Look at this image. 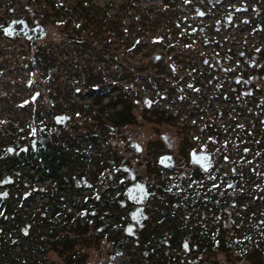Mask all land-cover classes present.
Listing matches in <instances>:
<instances>
[{
  "label": "flooded vegetation",
  "instance_id": "af4514ba",
  "mask_svg": "<svg viewBox=\"0 0 264 264\" xmlns=\"http://www.w3.org/2000/svg\"><path fill=\"white\" fill-rule=\"evenodd\" d=\"M3 1L4 4L0 3L1 76L5 54L19 52L17 46L6 44L22 41L28 48L29 42H44L7 35L4 30L7 23L18 19L29 27L47 23L45 20L52 19V13L60 9L59 17H66L76 3L69 6L68 0ZM113 1L104 0L103 6ZM131 1L125 0V6H121L127 10ZM262 1L254 0L252 7L245 0L240 4L206 0L201 6L191 0L189 5H194V19H200L199 15L213 19L218 8L224 6L221 10L227 13L222 14V19L208 24L214 32L222 29L229 32L232 26L239 33L245 25L254 22V32L264 37ZM6 6L9 19L3 16ZM110 16V33L117 36L118 14ZM72 18L79 23L77 26L83 25V14ZM204 33V28H199L198 35ZM123 46L126 52L131 48L127 42ZM218 63L210 67L203 63V67L217 71ZM218 71L221 72L218 79L215 74L211 79L189 82L196 98L191 117V129L196 128V133L190 142L181 135L172 142L161 134L164 151L151 162L146 156L148 145L143 134L138 135V130L133 133L131 129L115 131L113 125H127L128 120H114L106 135L99 126V109L92 110L94 126L85 128V117L90 116L85 114L86 101H94L93 104L101 101L99 94L90 93L89 88L83 95L76 90L77 94L60 98L65 105L69 102L63 107V115L68 117L66 124L61 125H55L54 114L47 115L43 108L51 107L55 99L44 96L46 87L40 85L42 89L28 97L33 117L29 137L24 138L20 129L6 149L4 141H0V162L14 164L12 172L0 174V181H7L0 186V193L7 194L0 198V211L3 220L11 224L20 212L17 204L28 200L33 220L25 227L19 226V234L27 238L37 233L39 226H47L50 237L45 248H39L45 256L35 264H49L51 260L46 257L50 252L68 253L66 262L61 261L66 264H264V171L260 162H226L230 157L243 159L251 144L252 151L259 153L262 85L252 75L229 79L225 68ZM124 80L129 82L127 78ZM92 82L86 81V85ZM220 118L232 124L231 134L238 136L235 137L238 144L235 150L228 146V155L218 150L215 156L216 151H212L215 146H205L201 134L206 129L218 133L226 129L228 122L215 123ZM211 122L215 124L209 126ZM87 126L91 127L90 123ZM62 229L75 230L78 237L59 239L56 235L61 236ZM7 240L13 248L20 244L19 238L11 234L3 238L4 242ZM87 243L95 252L91 258L84 251L80 254ZM76 245L77 252L72 255ZM3 249L0 245L4 263L8 257ZM23 263L29 264L25 260Z\"/></svg>",
  "mask_w": 264,
  "mask_h": 264
},
{
  "label": "rangeland",
  "instance_id": "374dc122",
  "mask_svg": "<svg viewBox=\"0 0 264 264\" xmlns=\"http://www.w3.org/2000/svg\"><path fill=\"white\" fill-rule=\"evenodd\" d=\"M74 1L68 0L67 2L70 6ZM203 1L206 0H194L198 6L203 5ZM241 1L229 0L230 3L238 4ZM245 1L251 7L255 4L254 0ZM90 2L92 11L100 9L104 0H91ZM190 2L191 0H170L169 2L166 0H132L131 7L125 10L121 6H125V0H115L108 5V14H118L117 36L109 30L100 29V25L89 23L84 30L80 29L75 37V34L69 30L76 28L74 25L79 23L72 17L84 14V11L74 13L68 11L65 14L66 17L61 18L59 16L62 11L59 8V12L52 13V19L45 20L47 23L41 24L47 28L43 41L51 48L48 55L54 75L51 82L45 79L38 82L36 74H43L40 66L30 71L28 60L31 58L32 50L27 48L25 43L14 41L6 44V46H17L19 52L5 54L4 74L0 75V141H4L5 149L14 141L20 129L23 130L24 138L30 135L29 124L33 117L27 100L34 91L46 87L48 91L43 93L44 96L54 97L53 100H56L61 109L56 111L52 107L54 104L49 108L44 105L45 113L52 116L49 112L52 109V112L56 111L54 116H64L65 102L60 99L62 96L75 95L76 90H80L78 94L83 95L88 88L100 86L106 91L107 86L116 85L117 87L108 93L102 92L104 96L101 101H97V104H93L94 101L93 103L86 101L88 103H86L85 114H90V116L85 117V128L94 126L95 122L91 113L92 110L99 109V126L107 135L109 127L115 123L114 120L119 114L116 111L123 106L121 103L114 104L115 108H109L105 114L101 112V106L106 104L110 98L120 99L124 98L120 96L121 94H126L130 99V101L127 100L128 98L125 100L130 103L131 116L127 125L113 126L117 133L131 129L133 133L138 130V135L143 134L145 145H148L146 156L149 158L148 162H151L155 160L157 154L164 151V145L160 139L161 134H165L172 142L173 138L178 135H181L184 141L187 139L186 141L190 142L192 134L196 133V128L191 129L193 122L191 117L196 98L190 91L189 82L192 79H211L215 77V74L218 79L221 72L211 71L203 67V63H207L209 67L211 64L215 65L217 61L225 65L227 59L228 66L234 64L236 71L241 70V75L237 72L233 75H226L227 78L231 79L233 76H235L234 79L241 76L248 78L252 75L254 79L259 80L262 85V105L259 153L252 151L253 144H251L252 148H249V152L243 159L230 157L226 162H260V169L264 171V37L254 32V22L245 25L242 28L243 31L239 33L236 32L235 27L230 28L229 32L223 29L214 32L213 26L208 24L222 19V14L227 13L221 10L224 6L218 8L219 11L215 12L216 16L213 19L205 17L194 19V5H189ZM0 3L4 4V1L0 0ZM17 7L23 10L22 7ZM202 8L205 9L206 6ZM4 12L3 16L9 19L8 7ZM242 14L249 15L247 12ZM57 17L59 19L55 20ZM199 28H204V36L198 35ZM90 29H95V32ZM125 42L130 43L132 47L127 52L122 47ZM126 73L127 77H125ZM124 78H127L129 82L125 83L127 80ZM92 80L97 84L94 85L95 82L93 83ZM86 81L92 83L86 85ZM146 99L151 100V103H147ZM75 100L78 101V98ZM78 102L81 104L82 101ZM149 104L150 106L147 107ZM125 118L128 119L126 116ZM226 122H228V127L220 130V133L206 129V132L201 134L205 146H215L216 149L212 150L216 151L215 156L218 150L228 155V146L235 150L238 144L235 141V137L238 136L231 134L232 124L229 120L220 118L215 123L225 124ZM11 123L15 128L11 126ZM88 123L91 127L87 126ZM215 123L211 122L209 126ZM239 126L237 124L238 129ZM256 139L258 141L257 134ZM254 154L255 157H253ZM218 161L221 162V160ZM30 205L28 200L17 204L22 221L24 220L21 227L32 223ZM1 213L2 211L0 215ZM18 232V229H14L12 234L13 237L19 238L20 244L8 249V260L4 264H24V260L29 264H35L36 261L42 260L45 254L39 248L40 246L45 248L46 240L50 237L47 226L45 224L39 226L37 233H31L27 238H23V235ZM59 232L62 234L61 236L56 235L59 238L78 237L75 230L62 229ZM42 240H45V243ZM25 241H28L29 245ZM83 251L90 258L92 254H95L89 243L84 245L80 254ZM74 252H77V245L71 254ZM47 256L46 260L50 259L52 262L49 264H66L61 261L66 262V258L70 255L68 253L56 255L50 252ZM62 257L65 258L62 259Z\"/></svg>",
  "mask_w": 264,
  "mask_h": 264
},
{
  "label": "trees",
  "instance_id": "16d2710c",
  "mask_svg": "<svg viewBox=\"0 0 264 264\" xmlns=\"http://www.w3.org/2000/svg\"><path fill=\"white\" fill-rule=\"evenodd\" d=\"M90 1L91 0H75L76 3H74V6L71 7L72 13L78 12L80 10L84 11L83 17L85 18L83 25H81V26L74 25V26H76V28L75 27L72 28L71 32L75 34V37H77L79 30L80 29L84 30L85 27H87V25L89 23H95L97 26L100 25V29H102V30L111 31V16L108 14L109 7L108 6H102L98 10L93 9L91 11V2ZM90 30L92 32L93 31L95 32V29H90ZM30 45L32 46V47H30V49L32 50L31 51L32 55H31V58L28 60V68L31 71H33L34 68H36L37 66H40V68L43 69V74H38V75L36 74L37 79L38 80L45 79L47 81L51 80V78H53L54 75H53V71L51 70L52 69V63L50 61H48V55H49L50 50H51L50 46L46 45L45 43L34 44L32 42H30ZM100 77H102V76L100 75ZM125 77H127V73L125 74ZM116 87H117L116 85H109L106 87L107 90L105 91V90L101 89V86H100V87H98V91H97L98 93L92 89H90V93L99 94L100 99H102V97L104 96V93H108L109 91L115 89ZM102 92H104V93H102ZM120 96H124V98L115 99V100H113V98H110L106 104H103L101 106L100 110L103 114H105V113H107V111L109 110L110 107L115 108L114 104L117 105V104L121 103L123 107L116 111L117 113H119L116 120L117 121L120 119H122L123 121L129 120V117L131 115L129 112L130 111V103L128 101H130V99L128 98V96L126 94H121ZM125 99H127L128 101ZM52 104H54V106H52V107L56 111L61 109V106L57 105L56 100H53ZM55 105H57V106H55ZM52 111H53L52 109L49 111L51 115H53L56 112V111L55 112H52ZM125 116L128 117V119L125 118ZM91 117H93V116L91 115ZM11 126L13 128H15L12 123H11ZM5 153H6V150H5ZM13 169H14L13 162H0V174H2L3 172H12ZM23 221H22V218L20 216V212L15 215V219L13 222H11V224H8L7 222H5L2 218V215H0V245L4 248L3 254L7 257L9 256V253L7 251L9 248H11L12 245L9 246V243H10L9 240L4 242L3 238L5 236H7L8 234H11V236L13 237L12 232L14 231V229H18L19 226L23 223ZM51 236H53V234ZM59 239H61V238H59ZM2 263L3 262H1V258H0V264H2Z\"/></svg>",
  "mask_w": 264,
  "mask_h": 264
},
{
  "label": "water",
  "instance_id": "95a60500",
  "mask_svg": "<svg viewBox=\"0 0 264 264\" xmlns=\"http://www.w3.org/2000/svg\"><path fill=\"white\" fill-rule=\"evenodd\" d=\"M5 33L9 36H19L26 38L28 40H37L43 39L46 35V28L40 24L35 25L34 27L27 26L26 22L22 19H18L12 22H9L5 25ZM147 103H149L147 101ZM67 116L57 115L54 117V121L57 125L65 124ZM168 157V156H166ZM5 179L0 181V185L6 184ZM6 192L0 193V198L4 197Z\"/></svg>",
  "mask_w": 264,
  "mask_h": 264
},
{
  "label": "snow or ice",
  "instance_id": "6c2138e0",
  "mask_svg": "<svg viewBox=\"0 0 264 264\" xmlns=\"http://www.w3.org/2000/svg\"><path fill=\"white\" fill-rule=\"evenodd\" d=\"M9 151H11V149H9Z\"/></svg>",
  "mask_w": 264,
  "mask_h": 264
}]
</instances>
